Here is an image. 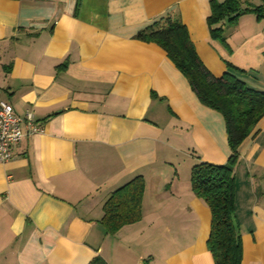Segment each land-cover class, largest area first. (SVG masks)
I'll use <instances>...</instances> for the list:
<instances>
[{
	"label": "crops",
	"instance_id": "0c3cea01",
	"mask_svg": "<svg viewBox=\"0 0 264 264\" xmlns=\"http://www.w3.org/2000/svg\"><path fill=\"white\" fill-rule=\"evenodd\" d=\"M213 1L225 0H0L1 97L43 127L0 163V264H214L211 212L189 173L227 161L224 118L159 45L134 37L177 16L209 72L264 90V0H243L215 35ZM258 120L233 171L240 264H264ZM136 176L139 219L106 228L104 202Z\"/></svg>",
	"mask_w": 264,
	"mask_h": 264
},
{
	"label": "trees",
	"instance_id": "16d2710c",
	"mask_svg": "<svg viewBox=\"0 0 264 264\" xmlns=\"http://www.w3.org/2000/svg\"><path fill=\"white\" fill-rule=\"evenodd\" d=\"M243 0L212 2L207 17L210 33L218 34L220 28L213 26L225 16L233 20L246 9ZM186 26L177 16L166 14L154 20L134 36L144 42H154L162 48L187 79L188 85L199 101L219 111L225 123L230 155L225 163L215 164L198 161L191 167L190 187L203 199L211 212L207 249L214 264H240L241 239L234 219V167L238 161V146L252 128L264 116V90H258L239 78L232 70H225L216 77L208 71L198 56ZM235 70V69H234ZM143 179L136 176L115 191L104 202L102 222L106 228L134 222L140 217ZM96 257L94 262L97 263Z\"/></svg>",
	"mask_w": 264,
	"mask_h": 264
},
{
	"label": "built area",
	"instance_id": "2783aa9c",
	"mask_svg": "<svg viewBox=\"0 0 264 264\" xmlns=\"http://www.w3.org/2000/svg\"><path fill=\"white\" fill-rule=\"evenodd\" d=\"M33 116L29 110L18 115L0 93V163L6 164L12 158L13 147L22 137L42 132V125Z\"/></svg>",
	"mask_w": 264,
	"mask_h": 264
}]
</instances>
